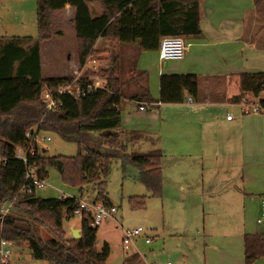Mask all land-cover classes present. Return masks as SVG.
Returning <instances> with one entry per match:
<instances>
[{
	"label": "trees",
	"instance_id": "16d2710c",
	"mask_svg": "<svg viewBox=\"0 0 264 264\" xmlns=\"http://www.w3.org/2000/svg\"><path fill=\"white\" fill-rule=\"evenodd\" d=\"M98 1L102 13L93 18L89 3ZM203 0H36L38 39H0V210L12 202L25 183L26 166L16 159V150L25 146L27 132L39 128L66 142L75 143L74 157L47 156L36 145L35 156L29 164L43 179L48 170L57 171L64 184L91 189L94 203L112 204L107 196L111 164L121 160L123 167L131 164L139 170V179L153 194L162 193V153L155 149L147 153L129 152L128 142L137 141L138 133L125 131L121 126V104L132 100L139 104H183L187 98L200 102L199 80L195 75H162L159 79L160 97L154 101L148 87L147 72L137 71V58H128L124 47L138 45L139 53L156 52L165 38L202 39ZM259 16L264 17V0H253ZM69 5L75 10L73 25L77 36L79 67L84 68L98 53L99 39L115 42L120 53L107 68H100L93 78L81 82L94 85L96 79L102 89L79 98L61 97L58 112H46L40 99L41 91L64 86L72 78H42L41 44L61 33L54 31V14ZM122 50V52H121ZM95 80V81H94ZM238 104L245 97H261L264 102V73L242 74L232 77ZM230 84V85H231ZM91 133L98 134L92 140ZM143 198L132 199L133 208H142ZM75 198L43 199L25 195L17 200L16 208L24 216L9 214L2 219L0 240L26 246L34 261L49 264H106L110 247L97 248L98 228L82 222L81 238H67L63 229L67 214L75 205ZM138 205V206H136ZM50 229L54 238L42 240L37 229ZM245 264L264 261V235L244 237Z\"/></svg>",
	"mask_w": 264,
	"mask_h": 264
},
{
	"label": "crops",
	"instance_id": "0c3cea01",
	"mask_svg": "<svg viewBox=\"0 0 264 264\" xmlns=\"http://www.w3.org/2000/svg\"><path fill=\"white\" fill-rule=\"evenodd\" d=\"M91 5L94 8L89 7L92 17L100 16V3L95 1ZM201 10L203 37L184 39L186 54L182 61H166L164 65L158 51L157 54L139 53L138 45L124 47L128 55L138 56L137 71L147 72L154 101L160 97L159 79L162 75H195L199 80L200 102L187 98L183 104L145 105L123 100L121 126L125 131L140 135L137 141L128 142V148L147 145L150 147L147 152L157 149L162 153L163 185L170 186L178 209L191 205L193 209H218L228 212L222 215L224 224L235 226L230 220L232 217L238 222L234 234L229 229L224 230L222 249L228 258L221 256V264H245L244 237L264 235V227L257 224L264 198V116H244L241 107L231 102L237 96L231 78L264 73V17L258 15L253 0H203ZM65 14L69 20L59 23L61 26L71 25L69 34L77 43L73 25L75 10L67 5L58 15ZM59 33L60 38L67 35L62 29ZM111 46L117 52L116 57L120 52L117 44L99 39L95 46V50L101 53L99 58L113 53ZM40 58L42 66L41 52ZM99 58H90L84 68L79 69L75 53L72 67L67 65L71 67L68 71L87 78L88 70L96 72L94 68L101 62ZM152 62L154 66H149ZM152 73H157V81ZM57 78L69 77L63 71L61 76L48 79ZM141 105L145 106L144 111L140 110ZM151 109L154 111H149ZM228 115L232 116V121L227 120ZM58 192L61 195L56 199L66 196ZM41 193L36 197L41 198ZM80 199H83L82 193ZM256 225L259 229H255ZM66 229L73 239L74 231L82 232V222ZM11 264L40 263L32 260L29 251L15 247ZM122 264H143V261L133 251L126 253ZM254 264H264V261Z\"/></svg>",
	"mask_w": 264,
	"mask_h": 264
},
{
	"label": "rangeland",
	"instance_id": "374dc122",
	"mask_svg": "<svg viewBox=\"0 0 264 264\" xmlns=\"http://www.w3.org/2000/svg\"><path fill=\"white\" fill-rule=\"evenodd\" d=\"M89 7L94 10L91 3H89ZM58 14L59 12L54 14V31L59 33V30L62 29L67 35L64 38L55 36L51 41L41 44L43 79L61 76L63 71L64 74H68L69 78L76 76L68 70L75 61V53L78 57V46L69 34L71 25L61 26L60 24L65 20L68 21L69 16L66 14L59 16ZM12 38H31L32 41L38 39L36 0H0V39L9 40ZM111 48L113 47L111 46ZM155 53L157 54V51ZM100 54L97 53L93 58H99ZM115 54L117 52L113 48V53H109V56L99 58V61L101 60L97 66L99 68H94V72L96 69L95 73H92L93 69L88 70L89 74L87 73L88 76L86 77L93 78L100 68L109 67ZM69 57H71V61H68ZM133 57L134 55L131 54L128 56L129 59ZM77 62V67H79L78 59ZM161 63L165 65L167 62ZM68 64L71 67H67ZM149 66H154L153 62ZM79 69L82 68L79 67ZM152 75L157 81V73H152ZM150 95L153 97L151 92ZM40 136L51 138V141L43 142L38 147L41 152L45 151L47 156H76L77 146L75 143L66 142L52 133L42 132ZM90 137L92 140H98L97 133H91ZM148 148L150 147L147 145L134 149L129 146L128 151L147 152ZM49 173L47 184L50 188L40 191L42 192L41 198L56 199L61 195L58 192L60 191L70 198L80 199L79 188L64 184L61 175L57 171L49 169ZM139 175V170L136 167L131 164H126L123 167L121 160H114L111 164L107 183V196L112 206L117 210L116 221L114 219L106 220L99 227L96 242L99 250L106 244L110 247V257L106 264H122L126 253H132L133 251L142 257L143 264H166L167 262L171 264H221L222 257L223 259L228 258L223 255L226 251L222 249L224 230L229 229L230 233L234 234L237 232L238 222H235L232 217L230 220L235 226L229 227L224 224L222 215L223 213L227 214V211L193 209L192 205L188 208L178 209L174 201L175 198L170 193L169 185H163L161 195L157 196L143 185ZM94 194L91 189H88L82 193L83 199L89 201L94 197ZM143 197L146 198L139 200L144 201L143 207L133 208L132 199ZM79 222L80 220L77 218L64 221L63 229L67 238H71V235L66 227L79 226ZM137 228L144 229L146 236L153 240V244L146 245L144 238H141L136 242L135 247L130 248L128 251L124 250L122 246L123 231ZM256 228H258V225L255 226ZM37 231L42 240L54 238V233L48 228L41 226ZM21 249L28 252L26 246H22ZM39 263L46 264L42 261Z\"/></svg>",
	"mask_w": 264,
	"mask_h": 264
},
{
	"label": "built area",
	"instance_id": "2783aa9c",
	"mask_svg": "<svg viewBox=\"0 0 264 264\" xmlns=\"http://www.w3.org/2000/svg\"><path fill=\"white\" fill-rule=\"evenodd\" d=\"M186 54V45L185 41L182 38H165L161 41L160 48L158 50V55L161 61H175L179 62L185 58ZM103 84L100 79H96L94 85H88L81 82L79 76H74L71 79V82L64 86L59 87H50L45 86L41 91L40 99L45 105L46 112H58L62 107L61 97L70 96L72 98H79L91 93L98 89H102ZM192 103L191 99L189 100ZM238 105L241 107L242 114L244 116H264V102H262L261 97H245ZM140 110L144 111L145 106L141 105ZM228 121H232V116H227ZM42 132L39 128H34L33 130L27 132L25 146L18 148L16 150V159L23 162L26 168V176L24 186L21 188L16 198L8 203L9 208L15 207L17 200L25 195H34L41 190H45L50 187L47 184V179H43L37 173L35 166L29 164V159L36 154V145H39L43 142L51 141V138L48 136L46 138L41 137ZM5 163V160L0 157V164ZM70 197L64 196L61 199H67ZM75 205L68 212L67 217L77 218L81 222H87L89 226L93 229L99 228L106 220L114 219L117 214V210L114 206L107 207L103 203H94L92 201H85L82 199H75ZM9 208L2 207L0 214L2 219L10 214ZM257 224L264 227V198L261 201L260 215L257 219ZM144 237L146 244H151L152 239L146 236L144 229L137 228L133 230L123 231V240L122 246L123 249L128 251L130 248L135 247L136 242ZM15 245L12 242H7L3 239L0 240V264H11V258ZM162 264V263H157ZM171 264V263H166Z\"/></svg>",
	"mask_w": 264,
	"mask_h": 264
},
{
	"label": "water",
	"instance_id": "95a60500",
	"mask_svg": "<svg viewBox=\"0 0 264 264\" xmlns=\"http://www.w3.org/2000/svg\"><path fill=\"white\" fill-rule=\"evenodd\" d=\"M5 208H6V209L9 208V204H8V203L5 205ZM9 210H10V213H11V214L24 216V215L19 211V209L16 208V207H10ZM24 217L27 218L26 215H25ZM1 225H2V219H0V233H1ZM80 234H81V231H74V233L72 234L73 239H74V240H78V239H80V238H81V235H80Z\"/></svg>",
	"mask_w": 264,
	"mask_h": 264
}]
</instances>
